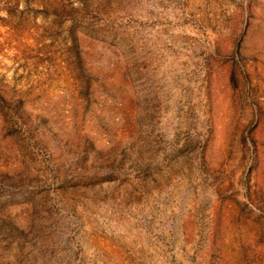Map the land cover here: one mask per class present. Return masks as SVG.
Returning a JSON list of instances; mask_svg holds the SVG:
<instances>
[{
	"label": "rangeland",
	"instance_id": "rangeland-1",
	"mask_svg": "<svg viewBox=\"0 0 264 264\" xmlns=\"http://www.w3.org/2000/svg\"><path fill=\"white\" fill-rule=\"evenodd\" d=\"M0 264H264V0H0Z\"/></svg>",
	"mask_w": 264,
	"mask_h": 264
}]
</instances>
